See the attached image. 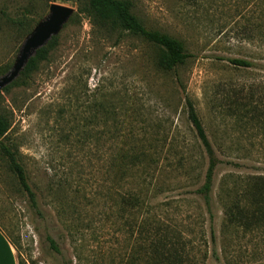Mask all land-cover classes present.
<instances>
[{
  "label": "rangeland",
  "instance_id": "1",
  "mask_svg": "<svg viewBox=\"0 0 264 264\" xmlns=\"http://www.w3.org/2000/svg\"><path fill=\"white\" fill-rule=\"evenodd\" d=\"M128 1L145 28L176 38L190 58L163 73L155 48L93 24L79 2L62 4L73 18L47 60L0 94L8 141L37 204L30 206L0 158L1 232L18 264H129L131 255L142 264L144 237L129 234L120 205L142 190L155 224L192 231L195 242L202 236L209 256V219L194 194L207 158L187 120L190 101L221 161L211 195L219 260L206 264H264L261 231L225 229L220 200L223 184L264 176V0ZM51 4L61 3L0 0V72ZM237 59L254 66L229 63ZM130 149L145 152L149 166L122 169L119 178L115 159Z\"/></svg>",
  "mask_w": 264,
  "mask_h": 264
},
{
  "label": "trees",
  "instance_id": "2",
  "mask_svg": "<svg viewBox=\"0 0 264 264\" xmlns=\"http://www.w3.org/2000/svg\"><path fill=\"white\" fill-rule=\"evenodd\" d=\"M59 2L61 4L79 2L82 5L79 13L86 14L93 21V24L117 30L155 48V65L163 73L174 71L190 58L182 42L168 34L145 28L141 21L133 15L132 5L128 0H59ZM56 41L57 37H54L46 47L37 51L16 81L0 91V94L18 82H26L38 70L39 65L47 60ZM229 63L239 68H252L254 66L249 61L239 59L230 60ZM10 68L1 71L0 76L7 73ZM186 109L187 120L191 124L207 158L203 184L194 191V194L203 201L208 215L211 254L208 256V242L204 241L202 236L198 242H195L189 237L193 234L192 231L185 233L184 229L164 225L161 221H156L155 224L151 199L142 190H137L128 192L120 205H122L123 213L129 219V234L131 236L136 234L140 239L144 237L142 264H206L210 257H213L215 261L219 260L214 250L216 237L212 228L214 217L211 195L215 170L221 161L218 160L190 101L186 102ZM253 110L255 111V109ZM10 127L8 118L0 113V158L5 162L8 172L15 178L18 188L24 193L30 206L37 209L36 195L30 188L26 171L18 160V151L7 138ZM131 150L133 149L124 150V153L115 159V172L119 178L122 169L131 172L130 170L137 168L145 170L149 166L148 163H144L147 160L145 152ZM225 164L241 168L237 164ZM140 186H145V183H141ZM231 186L233 188L224 187L223 184L221 188L223 192L221 196L223 197L220 200L224 215V228L232 230L233 233L242 231L247 234L253 230H260L264 237V176L246 177L240 181H234ZM137 216L142 218L140 223H137ZM136 230L137 233H134ZM47 240L52 250L58 253L55 243L50 238ZM133 259L134 255H131L129 264H134L131 263Z\"/></svg>",
  "mask_w": 264,
  "mask_h": 264
},
{
  "label": "water",
  "instance_id": "3",
  "mask_svg": "<svg viewBox=\"0 0 264 264\" xmlns=\"http://www.w3.org/2000/svg\"><path fill=\"white\" fill-rule=\"evenodd\" d=\"M73 14L72 8L62 4L49 6L46 16L38 21L23 39L10 70L0 76V91L16 81L29 60L36 55L37 51L46 47L54 37L58 36Z\"/></svg>",
  "mask_w": 264,
  "mask_h": 264
},
{
  "label": "crops",
  "instance_id": "4",
  "mask_svg": "<svg viewBox=\"0 0 264 264\" xmlns=\"http://www.w3.org/2000/svg\"><path fill=\"white\" fill-rule=\"evenodd\" d=\"M0 264H18L14 247L0 230Z\"/></svg>",
  "mask_w": 264,
  "mask_h": 264
}]
</instances>
